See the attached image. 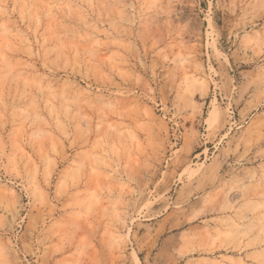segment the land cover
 <instances>
[{
  "label": "rangeland",
  "instance_id": "374dc122",
  "mask_svg": "<svg viewBox=\"0 0 264 264\" xmlns=\"http://www.w3.org/2000/svg\"><path fill=\"white\" fill-rule=\"evenodd\" d=\"M0 264H264V0H0Z\"/></svg>",
  "mask_w": 264,
  "mask_h": 264
}]
</instances>
